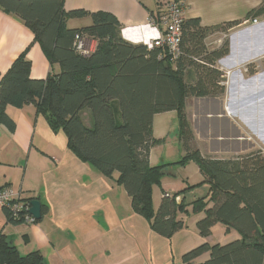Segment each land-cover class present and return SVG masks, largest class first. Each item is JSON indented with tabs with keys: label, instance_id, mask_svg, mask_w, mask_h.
<instances>
[{
	"label": "trees",
	"instance_id": "trees-1",
	"mask_svg": "<svg viewBox=\"0 0 264 264\" xmlns=\"http://www.w3.org/2000/svg\"><path fill=\"white\" fill-rule=\"evenodd\" d=\"M62 4L63 0H0V11L28 27L49 64L59 66L58 73L50 71L45 79H33L27 50L21 52L0 77V124L12 131L14 123L6 107L34 104L53 130L64 131L68 147L80 160L106 177L118 174L116 181L129 195L132 209L162 236L170 237L182 228L183 221L176 216L186 213L189 205L192 213L204 214L196 223L203 238L217 223L237 232L238 239L224 244L204 242L191 249L181 264H264L261 152L221 159L202 156L192 145V128L185 114L189 97L220 99L224 95L225 77L216 62L228 54L229 41L209 49L205 39L211 30L226 31L235 23L211 29L196 18L185 20L180 54L172 62L162 48L126 41L111 13L65 11ZM257 16L264 17V0L248 13L252 19ZM83 17L90 18L89 25L67 26L69 19ZM78 33L96 41L92 52L81 54L74 49ZM246 66L248 72L256 67L253 62ZM189 76L194 77L192 82ZM168 111L176 112L177 137L185 155L174 163L151 166L150 149L162 141L152 135L153 116ZM189 161L198 165L203 180L163 196L154 212L152 187L160 184L164 168ZM202 184L208 185L206 195L189 205L175 201L179 194ZM6 214L9 219L7 209ZM205 253L206 260L195 262ZM0 264L46 263L37 251L21 255L0 234Z\"/></svg>",
	"mask_w": 264,
	"mask_h": 264
},
{
	"label": "crops",
	"instance_id": "crops-1",
	"mask_svg": "<svg viewBox=\"0 0 264 264\" xmlns=\"http://www.w3.org/2000/svg\"><path fill=\"white\" fill-rule=\"evenodd\" d=\"M262 1L185 0V20L196 18L202 27L211 29L235 23L226 30L229 52L216 62V68L228 79L230 95L236 79L238 82L248 79L243 73L246 65L256 60L260 61L259 66L262 64L264 17L257 16V24H252V18L248 17ZM62 6L65 11L83 9L111 13L121 24V36L133 44L147 45L156 36V27L149 21L151 13H158L156 0H63ZM90 22L89 17L73 18L67 21V26L80 28ZM214 38L213 34L206 37L209 49L221 44L220 38ZM88 41L92 52L96 41L91 38ZM24 50L30 61L31 78L45 79L50 71L59 72L58 64H49L30 29L16 17L0 11V77ZM193 79L189 76L188 81ZM230 102L227 100L224 107L219 98L189 97L185 100V112L190 115L197 136L196 148L202 156L221 159L242 151L238 137L234 139L235 145L216 144V140L223 141L224 135L238 128L234 122L236 111L229 112L227 108ZM6 114L12 119L14 129L11 131L0 124V187L9 186L20 191L24 200L37 199L40 203V218L34 223L10 221L5 206L0 203V234L21 255L37 251L46 264H181L186 252L204 242L224 244L239 238L237 232L221 223L212 226L207 238L199 234L196 223L204 214L192 213L189 204L197 197L194 194L197 190H202L200 196L207 194V184L176 196L177 203L182 201L189 205L186 213L178 212L176 216L183 221V226L170 237L158 234L145 217L132 209L129 195L116 181L118 174L106 177L80 160L68 147L64 131L53 130L34 104L7 106ZM174 114L176 116L175 111H168L153 116L152 135L162 141L150 149L151 166L174 163L185 155L175 121L174 126L165 128ZM210 137H215L210 139L212 142L205 140ZM171 141L175 144L167 154L165 148ZM159 148H163V153ZM174 166H166V177L152 187L154 212L164 194L173 195L203 180L198 165L189 161L183 165L188 171L184 172L182 183L173 185L167 178L175 176L168 171L174 170ZM157 186L161 191L158 204L155 202ZM207 258L208 253H205L195 262Z\"/></svg>",
	"mask_w": 264,
	"mask_h": 264
},
{
	"label": "rangeland",
	"instance_id": "rangeland-1",
	"mask_svg": "<svg viewBox=\"0 0 264 264\" xmlns=\"http://www.w3.org/2000/svg\"><path fill=\"white\" fill-rule=\"evenodd\" d=\"M209 34H213V36H215L214 38L215 40H217V38H220L221 44L223 43L225 39H227V35H226L227 33L224 30H217V31L211 30ZM214 39H212L213 42H214ZM87 42L89 41L87 40ZM206 42H207V39L205 40V43ZM253 63H255L256 67H254V69H252L251 72H248L247 66L245 67L246 71L244 70L243 72L248 79L240 80L239 82H238L239 79H236L235 82L233 83L232 88H231V95H234V97L232 98V100H229V97L231 95L228 94V88H229L227 85L228 79H225V82H224L225 92H224V95L220 98V100L224 107H225V102H227V100L228 102L231 101L230 102L231 108L236 111L235 116H237V117H234L235 119L234 122L236 125H238V128H236L237 130L235 132L229 133L228 136L224 135L225 137L223 136L224 138L223 141L215 139L216 144L217 146L222 145V143L235 145L237 143L234 139L238 137L241 143V148H242L241 152L229 154L228 156H226L227 158L237 156V155H246L249 153H255L259 151L261 152V156L264 159V57H263L261 66H259L260 61L258 60L254 61ZM236 73L239 74V72H236ZM237 94H238V100L236 101L235 99L237 97ZM185 114H186V119L189 122L190 127L192 128V133L194 137V140H193L194 143H192V145L196 147L197 145V138H196L197 136L195 135L196 131L193 130V126H192L191 119L189 117L190 116L189 113L186 111ZM171 117H173L172 121L171 119H169L166 122L165 128L167 129H169V126H174V121H175L176 127H178L177 115L175 116L174 114ZM213 138L215 137L205 138V140L212 142V140L210 139H213ZM215 140L213 141L215 142ZM228 140H231V141H228ZM173 144H175V141L168 142V145L165 148V150H168L167 154H170L172 152L171 148L174 147L172 146ZM159 151L160 153H163L164 150L163 148H159ZM160 153L158 152V155ZM217 156H221V155H217ZM168 171L170 173L171 172L175 173L174 177H171L170 175H168L170 177L167 178L168 179L167 181H170L171 184L174 185L175 183L176 184L182 183L181 178L183 177L184 172L186 173L188 171V168H183V166L175 165L174 170L168 169ZM165 175L167 174H164L163 178L166 177ZM155 194H156L155 202L156 204H158V202L161 199L160 197L161 191L158 186L156 187ZM194 194L197 195V197L194 198L193 200L199 197H202L200 196V194H203V193H202V190L199 189ZM188 196H191V195H188Z\"/></svg>",
	"mask_w": 264,
	"mask_h": 264
},
{
	"label": "built area",
	"instance_id": "built-area-1",
	"mask_svg": "<svg viewBox=\"0 0 264 264\" xmlns=\"http://www.w3.org/2000/svg\"><path fill=\"white\" fill-rule=\"evenodd\" d=\"M159 6L158 13L150 15L149 21L156 28V36L147 46L159 47L172 62L176 61L180 54L182 30L185 22L184 6L185 0H156ZM252 24H257L256 18L251 19ZM88 38L82 34H76L73 42L74 49L81 54H88L91 45L87 42ZM164 196H170L164 194ZM0 203L8 211L9 219L24 223H34L36 220L30 214V203L24 200L20 191L9 186L0 187Z\"/></svg>",
	"mask_w": 264,
	"mask_h": 264
},
{
	"label": "water",
	"instance_id": "water-1",
	"mask_svg": "<svg viewBox=\"0 0 264 264\" xmlns=\"http://www.w3.org/2000/svg\"><path fill=\"white\" fill-rule=\"evenodd\" d=\"M30 214L34 217L35 220L40 218V203L38 200H31L30 202Z\"/></svg>",
	"mask_w": 264,
	"mask_h": 264
},
{
	"label": "bare ground",
	"instance_id": "bare-ground-1",
	"mask_svg": "<svg viewBox=\"0 0 264 264\" xmlns=\"http://www.w3.org/2000/svg\"><path fill=\"white\" fill-rule=\"evenodd\" d=\"M257 78H258V76H257ZM231 87H232V86H231ZM242 88H243V87H242ZM242 88H241V89H242ZM241 91H242V90H241ZM239 93H240V92H239ZM242 93H243V92H242ZM231 96H233V95H231ZM231 96H230V99L232 98ZM225 106H226V105H225ZM227 106H228V105H227ZM227 108H228V111L231 112V111H230V110H232L231 106H228ZM233 112H234V111H233ZM229 114H230V113H229ZM233 114H234V113H233ZM247 119H248V118H247Z\"/></svg>",
	"mask_w": 264,
	"mask_h": 264
}]
</instances>
